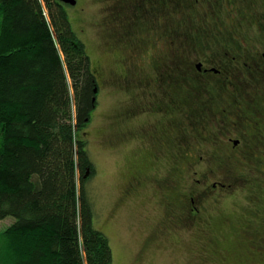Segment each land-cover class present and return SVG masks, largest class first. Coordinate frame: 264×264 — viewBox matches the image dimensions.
<instances>
[{
	"label": "flooded vegetation",
	"instance_id": "obj_1",
	"mask_svg": "<svg viewBox=\"0 0 264 264\" xmlns=\"http://www.w3.org/2000/svg\"><path fill=\"white\" fill-rule=\"evenodd\" d=\"M237 1L110 0L106 6L107 17L119 23L118 36L130 47L144 49L156 38L171 50L168 58L153 62L148 71L141 68L139 73L137 67L136 76L129 74L130 70L118 76L119 82L139 87L142 93L123 107L117 123L128 125L133 118L146 117L135 126L137 132L123 131L120 139L141 140L153 151L154 160L162 149L170 158L168 172L160 177H151L140 168L133 171L124 197L153 178L152 184L161 187L155 195L158 198L160 193L164 221L197 225L207 240L204 257L218 255L222 246L219 230L228 224L236 236L240 234V240H245L247 258L264 264L261 207L252 206L249 217L261 224L260 231L250 220L237 227L229 215H213L239 186L250 184L249 175L239 173L240 164L253 159L256 152L264 156V36L255 45H248L235 30L225 26L223 30H209L195 21L199 15L209 21L220 19L224 7H233ZM242 1L250 4L249 0ZM172 13L181 17L183 25H170ZM262 13L257 19L264 34ZM214 151L221 155L212 159ZM182 163L188 166L189 174ZM260 182L264 186V178ZM258 191L264 195L260 185ZM160 233V229L152 231L148 242H157ZM252 249L257 260H252ZM234 250L230 248L229 253Z\"/></svg>",
	"mask_w": 264,
	"mask_h": 264
},
{
	"label": "trees",
	"instance_id": "obj_2",
	"mask_svg": "<svg viewBox=\"0 0 264 264\" xmlns=\"http://www.w3.org/2000/svg\"><path fill=\"white\" fill-rule=\"evenodd\" d=\"M69 6L0 0V264H114L89 189L98 70Z\"/></svg>",
	"mask_w": 264,
	"mask_h": 264
},
{
	"label": "rangeland",
	"instance_id": "obj_3",
	"mask_svg": "<svg viewBox=\"0 0 264 264\" xmlns=\"http://www.w3.org/2000/svg\"><path fill=\"white\" fill-rule=\"evenodd\" d=\"M249 1L250 4H245L238 0L233 7L225 6L220 19L209 21L199 15L201 18L198 16L195 21L201 27L214 31L223 30L225 26L238 32L248 45H255L264 34L260 30L253 3L256 10H259L264 7V0ZM109 3L110 0H78L76 5L68 7V12L98 70L97 105L87 129L89 151L94 165L89 189L96 209L97 224L110 238L114 264H255L247 258L245 245L235 246V231L229 226L222 228V225V246L218 255L204 257L207 240L197 225H174L164 221V205L160 202V193L158 198L155 195L161 187L159 184H152L153 178H148L147 183L136 193L124 197L125 187L133 171L140 168L151 177H160L168 172L170 158L169 152L162 149L157 151L158 160H154L153 151L150 152L141 140L120 139L123 131L130 133L132 129L137 132L135 126L146 121V117L143 115L133 118L128 125L117 123L116 117L123 107L142 93L139 87H129L126 83L119 82L118 76L129 70V74L136 76L137 67L139 73L143 72L141 68L150 70L153 62L168 58L170 49L163 40L159 44L160 39L156 38L144 49L130 47L128 41H123L118 36L119 23L107 17L106 6ZM170 25L179 27L183 25V21L172 13ZM216 164L220 166L218 161ZM182 166L186 175L189 174L188 166L185 163ZM240 167L249 175L250 184L246 187L239 186L213 214L215 217L229 215L233 226L237 227L250 220L252 206H259L260 213L264 212V195L258 191L259 185L261 189L264 188L260 182L264 178V173H261L264 172L263 156L257 155L252 162L244 161ZM12 221V217L5 218L1 227ZM251 222L260 231L258 225L261 224L258 221L250 220ZM159 229L162 233L157 242L149 243L150 233ZM233 247L235 252L229 253Z\"/></svg>",
	"mask_w": 264,
	"mask_h": 264
},
{
	"label": "water",
	"instance_id": "obj_4",
	"mask_svg": "<svg viewBox=\"0 0 264 264\" xmlns=\"http://www.w3.org/2000/svg\"><path fill=\"white\" fill-rule=\"evenodd\" d=\"M61 1L68 3L70 5H75L77 3V0H61Z\"/></svg>",
	"mask_w": 264,
	"mask_h": 264
}]
</instances>
